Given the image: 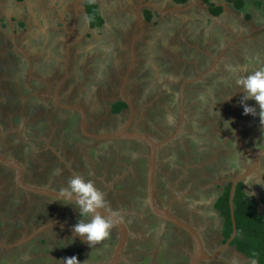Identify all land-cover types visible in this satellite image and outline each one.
<instances>
[{
	"label": "flooded vegetation",
	"instance_id": "flooded-vegetation-1",
	"mask_svg": "<svg viewBox=\"0 0 264 264\" xmlns=\"http://www.w3.org/2000/svg\"><path fill=\"white\" fill-rule=\"evenodd\" d=\"M75 1L76 0H71V3H75ZM68 4L67 2L64 3V5L62 4L58 10L54 8L52 15L47 14L48 16L44 18V21H47V25H49V27L46 28L47 31L45 30V32L42 33L37 32L35 34L37 36V42L34 43L37 44L36 51L40 56H36L31 62L32 79L28 78L26 61L22 55H17L15 52H8L6 54V60L10 58L12 64L17 68L22 66L23 71L22 74L20 71L16 73L20 77L15 80L13 86L15 93L9 96V103L4 102L0 104V107L2 106V108H0V113L6 109H8V111L14 110L17 104L22 105L27 103L31 105L30 109L27 111L28 115L26 113L27 123L25 122L19 127L20 130H17V132L23 133L22 131L27 127H36V124L39 122L38 116L42 117L40 122L43 123V127L39 135L41 140L39 145L37 143L34 144L35 146L32 150L36 149L35 152L37 154L38 152L42 154L44 158L43 163L46 164L45 166L48 165L47 161L52 160L53 171L46 173L41 159L39 167L44 170L39 173L30 174L31 170L26 171L25 169L27 166L31 167L32 156L28 158L21 156L16 160L12 157L14 152L8 147H5L6 145L3 141H0L1 154L5 158L14 160L18 163L21 168L22 179L28 186L60 192V189L66 186L68 179H66L64 175L65 170L69 169L68 171L73 172V175L80 174L84 177L87 175V179H91L97 187L105 193L106 199V197L111 194V190L109 189L112 188L110 187L108 189V187L105 186V182H103L105 170L109 169V165L103 162L105 159L104 157L111 153L122 151L124 157L126 158L129 156L127 160L132 161L134 167L140 169V172L135 171L134 174L126 173V178L136 181L137 184L143 181V193L140 197L136 196V203H134V206L129 207V209H125L116 198L107 197L106 199L108 211L116 214L125 224L129 233L118 264H124L123 256L125 255L128 245L131 243L129 242L131 230H134L137 234V238L138 236L140 237V239L135 238L134 241L135 244L138 245L137 247L140 248V243L144 245L147 244L148 247L140 249V251H144L150 248L149 243L144 242L145 232H149L151 235V228L154 227H156V229H154L156 231H158L157 228L160 229V234H158V236L153 235L152 238L159 236L166 238L170 236L176 240V242L172 244L175 246L173 251L177 253L178 257H170L167 261L174 264H184L186 260L182 257L183 253L181 249L186 248L190 244L192 245L193 251L194 245L192 240L188 235L176 227L153 218L146 206L145 174L148 154L146 145L141 142L127 141L124 139L95 141L85 138L79 131V114L75 111L58 107L50 98L51 96H55L58 103L61 105L78 106L82 109L86 118L87 132L91 134H109L120 129L129 121L130 111L127 105L122 101V95L124 99L131 104L133 109L128 131H136L146 135L155 142H161L169 135H172L176 130L179 121L180 91L183 89V120L180 126V132L168 144L161 146L157 150L154 172V200L159 208H166L169 213L190 224L200 236L204 250H206L205 247H207L209 239L213 241L221 237L222 241L214 252L207 253L205 251L209 255L214 254L224 245L229 237L225 239L223 236L224 231H222V233L220 232L221 235L216 229H211L212 232L206 230V233L203 235L199 232L196 223L204 222L209 215L208 210H210L211 206L212 210H215V203H217L219 199L208 207L207 212L198 205H196V209H192L189 207V204L191 203L190 199L194 195H188L189 191L187 187H184L185 185L191 184V192L198 189L197 185L198 183L202 184L201 179L204 176L202 165L209 159L211 160V164H213V170L207 173L210 175H215L217 173L219 181L224 179L225 181H223L222 184H226V180L228 177H232L234 172H243L245 170L243 166L245 165V160L248 159L247 155L251 156V154L245 152L244 148L237 145L235 142L237 139L236 136L246 138L244 144L248 148V151L261 142V125L259 123V117L253 118L251 115H243V109L239 103L243 93L240 89L235 87L233 78L228 69L230 66H242L244 63V65H259L264 63V40L260 41L261 37H259L256 43L247 39L241 41L236 35L237 38L234 37V40L237 41L233 47L226 49L222 59L217 62V57L223 51L224 47L233 42V36L227 32H219L216 27H210L209 24H199L195 26L191 22L186 23L183 26L185 28V33L189 35V33L194 31L192 34V42L193 45L198 44L197 48L193 46L188 50L186 47L180 45V42H176V44L173 45L160 38L159 42H157L158 44L153 46L154 49H161L163 43L168 44L169 47L173 49L177 46L178 49H175V52L174 50L167 52L169 56H165V50L162 49L160 55H157L156 59H152L151 54L154 49L150 47V50L148 49L149 51L143 54L146 58L144 60L145 62L140 65L141 62L137 61L129 73L122 94L120 92V84L127 66L121 69L118 75L115 74L113 68H109V71L106 73L102 67L103 62H101L98 67V61L95 63V59L92 57L89 59L87 57V62L90 63L93 68L91 75L84 76L92 80V92L90 93L87 89L83 90L84 85L75 84L82 82L78 80V78H84L80 73L75 71L76 67L84 60V55L80 54L75 57L71 53V49H69L67 37L62 33V30H57L63 26L61 17L67 18L70 14H68V11L71 10V5ZM232 6L234 8L233 4ZM45 7L46 6H44V8ZM211 7L213 8L212 5H209V10ZM84 10L86 12V4H84ZM85 14L87 16V13ZM246 21L247 20L243 21V23H239L238 21L235 27L243 25V28H245ZM22 24L23 32H25L27 29L26 26L29 27L31 22L28 23L23 20ZM41 24H43V20ZM88 26L91 28L90 24H88ZM232 26L234 27V25ZM30 29L31 31L34 30V28ZM164 33H166V31ZM188 35L187 37H191ZM244 35H246L245 32H243V36ZM30 36L29 34L27 40ZM115 45L116 44H114V47ZM139 45L140 43L137 44V47ZM110 47L111 45L109 46V50L105 53L109 61L112 60V56H115L110 52ZM146 47L143 45L142 50L146 49ZM47 51L49 55H46ZM174 53L179 54L177 56L174 55ZM161 59H164L163 63H161ZM187 60L189 63H182ZM141 67H149V69L155 70L156 74L158 69L159 72L162 69L163 77L157 80L154 71H152L153 74H151V77H147L144 74L139 75V68ZM199 75L200 78L196 79ZM145 77H147L146 80L144 79ZM98 78L103 79L106 89L103 90L99 87L100 84L97 83ZM142 79L143 82L139 83ZM134 81L136 83H133ZM35 85H38V87H34ZM166 91H168L167 96L164 95ZM23 92H26L25 96L22 95ZM102 93H104V96H102ZM230 94L231 98L225 100ZM247 103L254 106L253 101H248ZM120 104H123V106L121 107ZM148 111L154 114L155 117L153 116L150 119V123L147 126L143 121H145L146 114L149 113ZM15 116L16 115L13 117ZM50 120H52L51 124H53V121L57 122L58 129L62 127L64 128V132L67 131L68 139L65 140L66 143L60 142L62 138L55 137L58 135L57 132H50L49 127L51 124L45 123ZM2 121L5 123L7 122L5 119ZM7 126L9 129L11 128L10 130L14 127L12 124L9 125V123H7ZM213 129H215V131H213ZM32 133H34V130ZM27 134L28 136L32 135L31 133ZM219 134L228 135L229 140L223 141V138L219 136ZM17 135L19 134L17 133ZM50 137H55L53 138L55 140H53V143L47 140ZM44 138H46V140H43ZM2 139L3 136L0 134V140ZM77 142L79 143L78 148L75 146ZM217 143H220V145L225 148L222 150L218 162H216L215 159L213 160V155L210 154L212 147L216 146ZM67 148L70 149L69 152ZM250 158L253 161V157L251 156ZM22 159L25 160L20 161ZM235 159H237L238 162H236ZM235 165L238 166L235 167ZM242 172H238V174ZM124 173L125 170L121 169L115 176L113 175V180L118 179ZM72 174L67 176L70 178ZM243 181L244 179L241 182ZM241 182H238V184ZM9 183H12L14 190L19 194L16 197L17 199L12 197L14 190L9 187ZM53 184L56 185L53 186ZM227 186V184L224 185L225 190ZM216 188L218 189V187H214V190L217 192ZM179 190L182 192L186 190L183 195L181 194V197V192H179ZM210 192L211 191H208L209 194ZM16 193L14 194L16 195ZM30 195L37 197V204L42 211H38L37 215L30 219L31 222L24 213L17 212L14 214L12 213L13 211H9L12 209L11 204H25V202L19 200L21 196L26 197ZM0 196V211L2 209L8 210L12 213V217L15 216L14 219H18V230L27 227L30 229L27 230L26 235H28L38 227L48 224L46 229L35 238H41L42 235H46V232H53L54 236H63L64 241L69 244L72 240V243L69 245L71 248L65 252L66 257L71 256L73 253L81 257L86 256L102 260L106 259L103 263L100 260V264H107L117 243V229L115 226L106 241H103L101 245L89 248L86 243L78 240L68 231L56 225L62 223L72 228L78 220V213L74 207L66 206V201L64 200L36 195L21 189L16 184L14 171L2 164H0ZM134 207H138V209H134ZM217 211L219 212V210ZM191 216L193 220H190ZM214 217L215 216L212 214L209 217L212 224L218 222V219ZM223 225L225 226L223 230H225L228 225L225 219ZM5 229L8 236L11 235V232L15 230L14 224L11 223L7 225ZM6 232L4 234H6ZM26 235L22 236L19 240ZM157 239L159 240V238ZM159 241L150 244L151 247L154 245V250L152 252L154 259L152 264H156L157 253L159 251H164L163 253H165L166 248L170 246V244L166 245V242ZM204 241H206L205 244ZM230 243L223 248L219 255H221L225 249L232 248L230 247L232 246ZM170 249L168 253L172 251ZM188 261L189 258L186 264ZM215 261L216 259H213L210 261H203L199 264H215Z\"/></svg>",
	"mask_w": 264,
	"mask_h": 264
},
{
	"label": "crops",
	"instance_id": "crops-1",
	"mask_svg": "<svg viewBox=\"0 0 264 264\" xmlns=\"http://www.w3.org/2000/svg\"><path fill=\"white\" fill-rule=\"evenodd\" d=\"M68 1L69 0H0L1 68H4L6 65L5 60L8 52H15L20 56H23L25 53L29 57L30 62H32L33 58L35 59V56L29 53L27 42L25 43L29 34L31 35V32H33L30 28H34V33L44 32L39 26L41 21L45 16H48L47 14L52 15L54 8L58 10L60 6L62 4L64 5L66 2L67 4L69 3L68 5H71V10L68 11V14H70L67 18L61 17L63 26L57 30H62V33L67 37L69 49H71V53L75 57L80 54L84 55V60L81 61L80 65L77 66L75 70L83 77L92 74V65L87 62V59L91 57L95 59V63L98 61V67L101 62H103L102 67L106 73L109 71V68H113L116 75L120 74L121 69L125 68L129 62L131 42H133V67L137 61L141 62L140 65L145 62L144 60L146 58L143 54L149 51L150 47L158 44L157 42H159L160 38L173 45L176 44V42H180V45L186 47L188 50L193 46L197 48L198 44L193 45L192 42V34L194 31L189 33L191 37H187L188 34L185 33V28L183 27L184 24L190 22L195 26L199 24H209L210 27H216L219 32H227L233 36V42L224 47L223 51L217 57V62L222 59L226 49L233 47L237 41L234 40V37H239L241 41L246 38L251 40L252 37H255L256 40H259V37H261L260 41L264 40V0H240L243 6L238 10L232 6V3L236 0H188L184 5H176L172 0H76L75 3H71V0ZM84 4L95 5L98 16L101 19V24L99 26L94 25L89 28V20L85 14ZM209 5H212L213 8H221V13L218 15L210 14V11H208ZM44 6L46 7L44 8ZM13 9H15V11H13ZM23 20L28 23L31 22L29 27L26 26L27 29L25 32H23L22 28ZM245 20H247L245 22V28H243V25L235 27L238 21L239 23H243ZM232 25H234V27ZM165 31L166 33H164ZM243 32H245L246 35L243 36ZM139 43H143L144 47L147 46L146 49L140 51L139 46L137 47ZM114 44H116L115 47ZM110 45V52L115 56H112V60L109 61L105 53L109 50ZM175 49L177 50L178 47L175 46L174 49L171 47H169V49L164 48L165 56H169L167 52L173 50L175 52ZM156 56L155 52L152 51V59H156ZM182 63L187 64L189 61H183ZM88 67L90 68L89 71L87 70ZM213 131H215V129H213ZM260 135L262 143L256 144V146L250 149L251 151H248V148L244 144V141H246L245 137H238L235 135L237 138H235V142L238 146L240 145L239 147L244 148L247 154H249L248 152L256 153L262 148L264 140V129H262V127ZM219 136L223 138V141L229 140L228 135L219 134ZM78 145L79 143L77 142L75 146L78 148ZM32 149L26 151L27 155L32 156V162H37L36 159L33 158L35 150ZM223 149L225 148H223L220 143L212 147L210 151V154L213 155L212 159L218 162ZM249 156L250 155H247L248 159L245 160V165L243 166L245 170H247L252 163L251 156ZM235 161L238 162L237 159H235ZM237 166L238 165H235V167ZM212 167L213 164H211L210 159L202 165L204 174L201 179L202 184L198 183L196 193H191V195L195 197H201L199 200H202V203L197 205L206 212L208 207L213 205L215 201L217 202L223 195V191L225 190L224 185H231V181L239 175L238 172H242H234L232 177H228L226 184H222L225 180L219 181L217 173H214L215 175L207 173L213 170ZM68 170H65V174L69 175L73 173ZM240 185L244 197L254 201L256 214L264 220V157L258 164L256 171L246 177ZM186 187L188 191L191 190V184ZM214 187H218V189L216 188L217 192L214 190ZM207 190L211 191L210 194L205 193ZM184 192L185 191L180 193V195H183ZM246 193H250V195ZM17 204H11L12 209L9 211H13L12 213L16 214L17 212L24 213L27 210L25 204ZM9 211L3 209L0 211V264H22L23 261L28 259L29 254L32 253L31 250H28L29 243L35 242L36 244H43V238H35L20 246L7 248L6 245L18 241L22 236L27 234L28 230L27 227L18 230V219H14L15 216L12 217V213ZM208 212L209 215L204 222L196 223L199 232L203 235L206 233V230L211 231V229H216L219 234H221L220 232L222 231L225 232L226 230H223V227H221L224 221V217L222 216L221 218V213L216 211V209L212 210V206ZM211 214L218 219L217 223H211V219L209 218ZM220 221L221 223H219ZM11 223L14 224L15 230L8 236L5 227ZM5 232L6 234H4ZM221 241V237L213 241L209 239L205 251L207 253L214 252L219 247ZM205 243L206 241H204V244ZM181 250L183 253L182 257L187 262L192 253V245L189 244L186 248ZM31 257L34 258V255L31 254ZM186 262L184 264H186ZM215 264L257 263L253 259L236 252L235 248L232 247L231 249H225V251L218 256Z\"/></svg>",
	"mask_w": 264,
	"mask_h": 264
},
{
	"label": "rangeland",
	"instance_id": "rangeland-1",
	"mask_svg": "<svg viewBox=\"0 0 264 264\" xmlns=\"http://www.w3.org/2000/svg\"><path fill=\"white\" fill-rule=\"evenodd\" d=\"M232 4L234 5L235 1ZM234 8H236L235 5H234ZM13 11H15V9H13ZM44 20L45 19H43V24H40L39 26L45 32V29L47 27H49V25H47V21H44ZM46 31H47V29H46ZM34 32L35 31L33 30V33L31 34L30 38L28 40H26L25 43L27 42V45L29 48V53L36 57L39 55V53H37V51H36L37 44L34 43V42H37V36L35 35L36 33H34ZM246 39L250 40L249 38H246ZM251 40H250L251 42H255V43L258 41L255 39V37H252ZM139 46H140L139 50L142 51L143 43H141ZM164 48L169 49V45L166 43H163V46L161 47V49H154V47H152V49H154L152 51H154L156 55H160V53H161L160 51ZM178 54L179 53H174V55H177V56H178ZM46 55H49L48 51H47ZM163 62H164V59H161V63H163ZM5 63H7V65H5L4 68H1V66H0V104H3L4 102L9 103V96H11L15 93V89L13 87L15 84V80L20 77L16 73L20 71L22 74V71H23V67L22 66H20L18 68L15 67L12 64V61L10 60V58H8L5 61ZM247 65L250 67L257 66L256 64H251V65L247 64ZM87 70L89 71L90 68L88 67ZM152 71H154V75H155L156 74L155 70L149 69V67H147V68L141 67V68H139V75L144 74L147 77L148 76L151 77V74H153ZM156 76H157V78H156L157 80H158V78L161 79L163 77L162 69L160 72H159V69L157 70ZM147 77H145L144 79L146 80ZM78 80H80L82 82H78L75 84L84 85L83 90L87 89L88 92H90V93L92 92V87H91L92 80L91 79L84 77L83 79L78 78ZM135 81L138 82L137 80H135ZM135 81L133 83H136ZM83 82H84V84H83ZM142 82H143V79L140 80L139 83H142ZM97 83L100 84L99 87L101 89H103V90L106 89V86L104 84L105 82H103L102 78H98ZM34 87H38V85H35ZM102 92H105V91H102ZM167 94H168V91H166L164 93L165 96H167ZM22 95L25 96L26 92H23ZM102 96H104V93H102ZM86 101H87V99H86ZM165 102H167V101H165ZM87 104H88V102H87ZM16 106L17 107L12 111H8V109H6V110L1 111V113H0V121L3 122V123L0 122V134L3 136V139L0 141H3L4 144L6 145L5 147H8L9 149H11V151L14 152V154H12V157L15 158L16 160H18L21 156H24L27 158L31 157L30 155H27L26 151H30L35 146L34 144H36V143L39 145V142L41 140L39 135L41 133L43 123L40 122V119L42 117L38 116L39 117L38 121L40 123L38 122L36 124V127H34V126H31L30 128L27 127L25 130L22 131L23 133L17 132V130H20L19 127H21L27 121V117H26L28 115L27 111H28V109H30L31 105H28L27 103H25L22 105L17 104ZM4 107H6V106H4ZM0 108H2V106ZM148 112L149 113L146 114L145 121H143L144 124L147 126L150 123L149 122L150 119L154 116V114L150 113V111H148ZM26 113H27V115H26ZM14 115H16V116L13 117ZM24 117H26V118H24ZM159 117H160V115H159ZM4 119L7 121L6 123L4 121H2ZM51 121L52 120L45 122V123L50 125ZM7 123H9V125L12 124L14 126L12 130H10L11 128L9 129V127L7 126ZM52 123L53 124H51V126L49 127L50 132H53V131H54V133L57 132L58 135H56L55 137L62 138L60 142L66 143L65 140L68 139L67 131L64 132V128H62V127H60L58 129V125H57L56 121H53ZM33 130H34V133H32ZM24 131H26V132H24ZM17 133L19 135H17ZM27 133H29V134L31 133L32 135L28 136ZM55 137H53V138H55ZM53 138L50 137L47 140H49L53 143V140H54ZM43 140H46V138H44ZM67 149L69 152L70 149L69 148H67ZM35 151H36V149H35ZM35 151L33 153V155H34L33 158L36 159L37 162H31L32 163L31 167L27 166V168L25 170L26 171L31 170L30 174L39 173V172L43 171L44 169H45L46 173H49L50 171L52 172L53 171L52 160L47 161L48 165L45 166L46 164L43 163L44 158H43L42 154L40 152H38V154H37ZM104 158L105 159L103 162L106 165H109V169H107L108 171L105 170V174H104L105 176H103L105 178L103 179V182H105V186H107L108 189L110 187L112 188V189H109L112 192L110 191L111 194L108 195L107 197L108 198L109 197L110 198H116L119 201V203H121L125 209H129V207L134 206V203H136L135 202L136 196L140 197L142 195V193H143V181H140V182L138 181L139 183L137 184L136 181L131 180L130 178H126V173L134 174L135 171L140 172V169L135 168L133 165V162L130 160H127V159H129V156L125 158L122 151H120V152L117 151V152H114L113 154L111 153V154L105 156ZM124 158H125V160H124ZM41 159H42L41 163L44 165V169H41L39 167V164H38ZM24 160L25 159H22L20 161H24ZM121 169L125 170V173L123 175H121L118 179L113 180V178H114L113 175L115 176V174L117 172H119ZM64 176L66 177V179L69 178L67 176V174H65ZM85 178L87 179V175L85 176ZM39 181H41V180H39ZM42 182H45V181H42ZM55 185L56 184H53V186H55ZM9 187H11L14 190V186L12 185V183H9ZM184 188H186V185ZM14 191L12 193V195H13L12 197L17 199L16 197L19 194L16 193V191L15 192ZM191 191H192V189L189 190V194L196 193L195 190H193V192H191ZM9 192H10V190H9ZM179 192L182 193L181 190H179ZM14 193H16V195ZM205 193H208V191H206ZM26 197L21 196L19 198V200L25 202L27 210L24 212V215H27V219H29V221H30V219L32 217L37 215L38 211L39 212H42V211H41V208L37 204V197L36 196L30 195V196H26ZM107 197H106V199H107ZM180 197H181V195H180ZM199 199H201V197L197 198V197L193 196L190 199L191 203L189 204V207L192 209H196V205L199 203H202V200H199ZM248 200L253 201L252 199H248ZM253 203H254V201H253ZM48 204H52V203H48ZM219 204H220V199H219V202L216 203V206H214V209H216V211L219 210V212H221V210H220L221 207ZM227 205H228V203H227ZM135 208L138 209V207H134V209ZM221 218H222V216H221ZM190 220H193L192 216H191ZM219 223H221V221ZM230 224H231V220H230ZM221 227H225L223 225V223H222ZM27 229L30 230L29 228H27ZM154 229H156V227L151 228V235L149 234V232H145L144 242L149 243L150 248H147L144 251H140V249L144 248V247H148L147 244L144 245V244L140 243V248L137 247L138 245H136L134 241H135V238L140 239V237L138 236V238H137V234L134 232L133 229L131 230L130 237H129V242H131V243L128 245L126 252H125V255L123 256V263L124 264H152L153 259H154L152 256V252L154 250V245L151 247L150 244H153L154 242H157L159 240L161 242H166V245L170 244V246H168L166 248L165 253H163L164 251H159L157 253L156 264H174L172 262L171 263L168 262L167 259L170 257L174 258L175 256L178 257L177 253L175 251H173L175 246H173V244H172L173 242L175 243L176 240H174L170 236H167L166 238L165 237L163 238V236L152 238L153 235L158 236V234H160L159 233L160 229L157 228L158 231H156ZM219 229H220V227H219ZM225 234H226V232H225ZM42 238H46V239H43V244H36L35 242H33V243H30L28 245V250L32 251L31 254L34 255V258H32L31 254H29L28 259L23 261L22 264L23 263L24 264H60L59 261L63 257H66V255H65L66 250H69L71 248L68 245L69 243L64 241L63 236H61V235L54 236L53 232H46V235H42ZM157 238H159V240ZM142 242H143V240H142ZM64 245H66V246H64ZM230 247H234V245H232ZM169 249L172 250L170 253H168ZM236 251H237V249H236ZM237 252H239V251H237ZM73 255H75L77 257L78 261L83 262V264H100V260L102 263L106 260V259L105 260L97 259L95 257H86V256L81 257L79 255L72 253L71 256H73ZM71 256H69V257H71Z\"/></svg>",
	"mask_w": 264,
	"mask_h": 264
},
{
	"label": "water",
	"instance_id": "water-1",
	"mask_svg": "<svg viewBox=\"0 0 264 264\" xmlns=\"http://www.w3.org/2000/svg\"><path fill=\"white\" fill-rule=\"evenodd\" d=\"M181 8H185V7H181ZM23 57L26 61L28 78L32 79L30 59L25 53L23 54ZM133 59H134L133 42H131L130 53H129V62L127 64V68L125 70L124 77L122 78L121 84H120L121 94L123 91V87L125 86L126 80L128 78V75L131 72V70L133 69ZM206 73H204V74H206ZM199 78H200V75L196 77V79H199ZM182 90L183 89H181V91H180L179 121H178L176 130H175V132H173L172 135H169L166 139H164L161 142H155V141L151 140L150 138H148L146 135L140 134L136 131H133V132L128 131V127H129V125L131 123V119H132L131 116L133 114V109H132L131 104L128 101H126L122 95H121L122 101L127 105L128 109L130 111V118H129V121L123 127H121L120 129H118L112 133H109V134H91V133L87 132L86 118H85V114H84L82 109H80L78 106L61 105L58 103L55 96H51V97L49 96V97L55 103V105H57L58 107H60L62 109H68L71 111H75L79 114V119H80L79 131L85 138H89V139L95 140V141H111V140H117V139H124L127 141L141 142V143L146 145L147 150H148L147 167H146V174H145V196H146L147 209L153 218H155V219H157L163 223L170 224V225L176 227L177 229L183 231L186 235H188V237L193 242L194 248H193L192 254L189 257V261L187 264H199L203 261H210L213 259H217L218 255L223 250V248L228 246L229 243L231 242V240L234 238V236L236 234L235 222H234V216H233L234 207H233V203H232L234 187L238 182H241L243 179L250 176L252 173H254V171H256V168H257L261 158L264 157V143H263L261 150H259L258 152H256V153L248 152L253 157V161H252L250 167L247 170H245L243 173L236 176L231 181L230 190L228 193V209H229V216H230V220H231V233H230L229 238L225 241L224 245L221 248H219L214 254H211V255L207 254L203 248L201 238L197 234L196 230L190 224L186 223L185 221H183V220L179 219L178 217H175L174 215L169 213V211L166 208L165 209L159 208L155 204V200H154V172H155V161H156L157 150L161 146L168 144L180 132V126H181V123L183 120V118H182V103H183ZM0 164H2L3 166L14 171L16 184L21 189L26 190V191L31 192V193H34L36 195L63 200L60 197L59 192L50 191V190L44 189V188H35V187H31V186L26 185L22 179V172H21V168L18 165V163L15 162L14 160L5 158L1 154V152H0ZM103 214L108 215V214H111V212L107 211ZM115 219H116L115 227L117 229L116 230L117 231V243L114 247L113 253H112L110 259L108 260L107 264H118L119 263L120 256L122 254L123 248L125 247L127 238L129 236V233H128V230H127L125 224L117 216H115ZM56 225L58 227L64 229V230L68 231L74 237V234L71 231V229H72L71 227H69L68 225L62 224V223H58ZM47 226H48V224L38 227L37 229L32 231L30 234L23 237L21 240L15 242V243H12L10 245H6V247L11 248V247L20 246L21 244L29 241L30 239L35 238L39 233H41L43 230H45ZM75 238H77L78 240L81 241V239L79 237H75Z\"/></svg>",
	"mask_w": 264,
	"mask_h": 264
},
{
	"label": "clouds",
	"instance_id": "clouds-1",
	"mask_svg": "<svg viewBox=\"0 0 264 264\" xmlns=\"http://www.w3.org/2000/svg\"><path fill=\"white\" fill-rule=\"evenodd\" d=\"M228 71L235 87L243 93L239 101L243 115H251L253 118L258 116L259 123L264 129V63L252 67L230 66ZM230 98L231 94L225 100ZM248 101H253L254 106L249 105ZM59 195L66 201V206L74 207L78 213V220L71 229L74 237H79L89 248L101 245L109 238L116 224V214L114 212L103 214L108 211L105 193L91 179L75 174L68 178ZM59 262L83 264L75 255L63 257Z\"/></svg>",
	"mask_w": 264,
	"mask_h": 264
},
{
	"label": "trees",
	"instance_id": "trees-1",
	"mask_svg": "<svg viewBox=\"0 0 264 264\" xmlns=\"http://www.w3.org/2000/svg\"><path fill=\"white\" fill-rule=\"evenodd\" d=\"M188 0H172L176 5H184ZM236 9H241L243 4L240 0L235 1ZM211 14L218 15L221 13V8L215 7L209 10ZM86 13L90 26L100 25L101 19L98 16L95 5L87 4ZM91 21V23H90ZM122 107L123 104H120ZM229 184L226 187L220 199L221 215L227 221L226 234L224 238H228L231 233L230 217L228 210V191ZM219 202V200H218ZM233 216L235 222L236 234L231 241V245L242 255L253 259L257 264H264V220L258 217L255 211L253 201L244 197L241 192L240 183L236 185L233 195Z\"/></svg>",
	"mask_w": 264,
	"mask_h": 264
}]
</instances>
